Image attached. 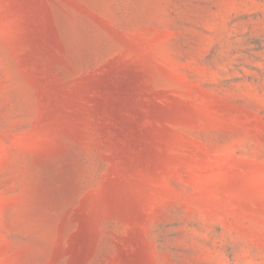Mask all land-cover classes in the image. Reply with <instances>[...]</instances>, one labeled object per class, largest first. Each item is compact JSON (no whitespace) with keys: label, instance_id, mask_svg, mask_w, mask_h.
Returning <instances> with one entry per match:
<instances>
[{"label":"rangeland","instance_id":"obj_1","mask_svg":"<svg viewBox=\"0 0 264 264\" xmlns=\"http://www.w3.org/2000/svg\"><path fill=\"white\" fill-rule=\"evenodd\" d=\"M21 1L0 0V264H264V0Z\"/></svg>","mask_w":264,"mask_h":264},{"label":"bare ground","instance_id":"obj_2","mask_svg":"<svg viewBox=\"0 0 264 264\" xmlns=\"http://www.w3.org/2000/svg\"><path fill=\"white\" fill-rule=\"evenodd\" d=\"M17 1V0H16ZM22 1H24V0H22ZM21 1V2H22ZM30 1V0H29ZM28 1V2H29ZM8 2V1H7ZM14 2V1H13ZM16 3V2H15ZM14 4V3H13ZM29 4V3H28ZM16 5H17V3H16ZM18 6H20V5H18ZM26 6V5H25ZM30 6V5H29ZM16 9H17V7H15ZM15 9V10H16ZM20 9V8H19ZM24 9V8H23ZM27 9V8H26ZM18 10V9H17ZM19 11V10H18ZM22 11V10H21ZM20 12H18L17 14H19ZM24 12H22V14H23ZM21 14V15H22ZM20 15V16H21ZM22 17H23V15H22ZM26 18V17H25ZM30 19V18H29ZM34 21V20H33ZM18 27H20V26H18ZM37 25L35 24V23H33V22H29V21H26V19H23L22 20V22H21V28H22V30L27 34V35H30L29 34V30L31 31V33L32 34H36V30H37ZM41 29V28H40ZM40 31V30H39ZM41 32V31H40ZM38 33V32H37ZM20 35V34H19ZM31 36V35H30ZM24 37V36H23ZM33 38V37H32ZM39 47H40V45H38ZM36 49V48H35ZM34 51V50H33ZM31 53H32V51H31ZM36 54V53H35ZM31 55V54H30ZM39 55V54H38ZM38 55L36 56V57H38ZM41 55V54H40ZM25 59V58H24ZM32 64H33V62H32ZM35 66V65H34ZM38 67V66H37ZM35 69V68H34ZM32 70V69H31ZM32 71H34V70H32ZM132 80V79H131ZM126 82H128V81H126L124 78H122V79H120V81H119V83H118V85H117V89L115 90V92H116V94H115V96H117V99H118V101L120 102H122V103H124V104H126V105H128V107H129V109H130V111H131V113L133 114H139L140 116H142L143 115V111H141V108H143L144 107V99L143 98H141V93H142V88H143V86L142 85H139V83H137V82H135V83H133V81H132V84H128V83H126ZM46 85V84H45ZM48 86V85H47ZM111 88V87H110ZM47 90H48V88H47ZM42 91H43V89H42ZM44 93V92H43ZM44 98V97H43ZM116 100V99H115ZM120 102V103H121ZM115 104V103H114ZM118 104V103H117ZM116 104V105H117ZM120 107H121V105H119ZM123 106V105H122ZM119 108V107H118ZM118 108H116V109H118ZM123 108H124V106H123ZM120 109V108H119ZM124 110V109H123ZM127 112V111H126ZM134 114H133V116H134ZM117 115V114H116ZM124 116V115H123ZM121 117V116H120ZM120 119V118H119ZM126 120H129V121H131L132 123H133V128H135V129H142V123L139 121V120H133L132 119V117L130 116V117H128V116H126V118H125ZM129 125H130V123H129ZM146 127V126H145ZM145 129V128H144ZM127 130V129H126ZM144 132H145V130H144ZM135 133V132H134ZM133 138V137H132ZM130 139V138H129ZM128 139V140H129ZM136 139H143V136H137L136 137ZM132 141H134L133 139H132ZM138 148V147H137ZM143 149V148H142Z\"/></svg>","mask_w":264,"mask_h":264}]
</instances>
